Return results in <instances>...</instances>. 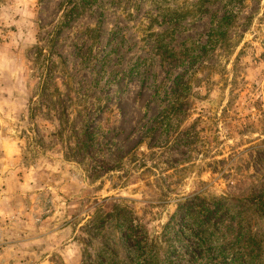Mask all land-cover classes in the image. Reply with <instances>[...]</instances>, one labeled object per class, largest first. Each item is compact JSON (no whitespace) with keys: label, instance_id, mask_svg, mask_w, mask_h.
Listing matches in <instances>:
<instances>
[{"label":"rangeland","instance_id":"374dc122","mask_svg":"<svg viewBox=\"0 0 264 264\" xmlns=\"http://www.w3.org/2000/svg\"><path fill=\"white\" fill-rule=\"evenodd\" d=\"M156 253L264 264V0H0V264Z\"/></svg>","mask_w":264,"mask_h":264},{"label":"trees","instance_id":"16d2710c","mask_svg":"<svg viewBox=\"0 0 264 264\" xmlns=\"http://www.w3.org/2000/svg\"><path fill=\"white\" fill-rule=\"evenodd\" d=\"M177 233H178V232H177ZM201 233H202V231H200V232L198 231V234L196 235V237H197V239H198V243H194V244L192 245L194 248H198L199 246H201V244H204V243H205V239H203ZM154 258H155V260H156V259L160 260V261L162 262V264H172V261H171V259H170V256L168 257V261L160 259L158 253H156V255L154 256Z\"/></svg>","mask_w":264,"mask_h":264}]
</instances>
